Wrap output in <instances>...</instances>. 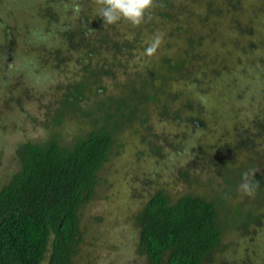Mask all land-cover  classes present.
<instances>
[{"label": "trees", "instance_id": "16d2710c", "mask_svg": "<svg viewBox=\"0 0 264 264\" xmlns=\"http://www.w3.org/2000/svg\"><path fill=\"white\" fill-rule=\"evenodd\" d=\"M244 1L156 0L162 7L153 8L151 18L146 14L141 24L121 20L109 25L100 18L95 0H33V40L26 33L19 34L22 27H16L18 22L9 25L0 20V79L6 82V75H11L14 82L7 93L16 90L27 95L30 84H45L51 80L50 72L60 75L73 59L77 68L72 74H79L73 82L60 84L59 80L55 86L56 91H64L51 124L57 126L75 113L91 121L89 128L66 143L51 132L42 141L24 140L14 148V169L0 184V264H79L81 254L87 264L92 262L86 251L91 240L86 237L81 212L93 197L98 171L116 134L141 127L148 118V102L157 106L162 119L206 128L201 106L193 105L190 95H194L193 88L199 91L201 75L209 70L214 76L217 71L201 52L200 42L209 39L216 51L227 44L222 33L229 29L231 36H236L228 52L253 50L251 35L259 32L264 22V0ZM195 10L200 14L195 16ZM59 17L67 22H59ZM162 26L169 27L168 33H163L166 43L167 38L180 34L185 42L182 52L160 57L144 73L133 72L134 77L121 85L118 94L103 95L101 80L114 78L115 72L128 68L134 50L144 48ZM51 38L59 40L53 50L46 49ZM246 38L249 40L244 41ZM254 60L264 66L263 53ZM24 69L32 76L45 72L42 83L27 80ZM169 81L188 83L183 89L184 100L177 106L168 102L165 93ZM91 94L89 109L78 107L89 101ZM171 95L175 98L177 92ZM260 96L264 99V93ZM253 101L256 105L248 116V127H244L245 122L235 126V144L216 140L202 149L207 180L215 173L223 183L216 192L204 196L190 191L170 199L155 190L134 212L132 251L145 264H237L239 260L263 264L254 253V243L259 247L264 244L260 238L264 239V101ZM149 151L157 153L159 148L152 145ZM238 154L243 158L237 164L226 159ZM211 165L215 171L209 170ZM248 169L256 170L254 179L260 188L250 200L230 202L241 173ZM183 175L187 177L185 172ZM193 176L197 180L196 174ZM228 237L226 245L222 239ZM239 246H244V258L237 255ZM247 254H252L249 260Z\"/></svg>", "mask_w": 264, "mask_h": 264}, {"label": "rangeland", "instance_id": "374dc122", "mask_svg": "<svg viewBox=\"0 0 264 264\" xmlns=\"http://www.w3.org/2000/svg\"><path fill=\"white\" fill-rule=\"evenodd\" d=\"M33 3V0H0L1 23L10 22L11 25L18 22L16 27H22L19 34L23 36L26 33L27 38L33 40L35 38L32 32ZM178 3H182V0H178ZM242 4H245V1ZM198 12L199 10L194 11L195 16L200 14ZM59 22L66 23L67 20L59 17ZM222 23L228 22L222 21ZM168 31V26H162L159 32H155L154 39L159 36L162 43L153 55L145 54L146 47L154 40L149 38L148 46L146 44L137 52L134 50V55L129 58L128 68L115 72L114 78H103L101 83L105 90L102 94H118L121 85L134 77L133 72L144 73L151 62L154 65L162 56H178L185 42L179 34L176 38H167L168 43H166L164 34ZM230 33L232 32L229 29L222 33L224 43L227 44L221 45L216 51V46L211 44L209 39L205 38L200 42L201 52L205 58L209 57L208 59L212 60L214 66L212 68L217 71L214 76L210 75L209 70L201 75L199 86H196L199 91L193 88L194 95H190L192 104L198 103L201 106L200 116L206 120L207 129L201 128L200 125L193 126L190 123L162 119L157 114V106L148 102L146 122L140 124L141 127L136 131L124 129L116 134L108 158L98 171V184L93 197L81 212V221L86 226V237L91 240V246L86 249L91 254L90 264H145L144 260L135 256L132 251L135 237L132 216L147 196L155 190H161L170 199L190 191L211 196L212 191L218 190L223 184L215 173L210 181L207 180L209 175L206 173L204 164L206 159L202 149L216 140L220 143L227 142L229 145L235 144L237 141L235 126L245 122L244 127H248V116L256 105L253 99L256 103L264 101L260 96L264 93V86H260L264 81V66L254 60L261 53L264 55V22L260 31L251 35L255 48L245 53L228 52L236 36L233 34L231 36ZM18 40L20 42L21 38ZM247 40L249 39L246 38L244 41ZM58 42L57 38H51L49 43L46 42V49L53 50ZM41 53L44 56L45 52ZM19 54L23 57L21 53ZM66 65L60 75L57 72H50L51 80L45 84L41 81L45 72L32 76V73L27 72L28 69H24L23 75L27 80L31 83H42V86L37 83V85L30 84L31 90L27 95L16 90L7 93L8 87L14 83L11 75H6V82L0 79V184L14 169L13 151L22 141H42L51 132H55L59 142L66 143L91 125L88 116L77 113L75 116L64 117L57 126L51 124L52 114L59 107V96L64 91L63 89L56 91L55 86L59 80L60 84L73 82L79 74H72L77 68L73 59H69ZM0 72L2 73L1 65ZM187 84L183 81H169L165 93L172 106H177L184 100L186 91L183 89L184 86H188ZM174 91L177 95L172 98L171 93ZM7 94H11V97L8 98ZM91 99L92 94L89 101L84 100V103L78 104V107L83 110L89 109ZM184 110L183 108V112ZM152 145L159 148L157 153L149 151ZM241 158L243 154L226 159H234L237 164ZM209 170L215 171V167L211 165ZM184 172L187 177H184ZM195 174L197 180L193 178ZM238 185L230 202L250 200L253 195L244 197L243 193L237 190ZM260 238L264 240L262 236ZM222 240L226 245L229 244V237ZM242 247L244 246L238 247L237 255L244 258ZM254 250L257 258L262 259L264 264V244L259 247L254 243ZM230 255L234 257V254ZM247 255L249 260L252 254ZM78 263L87 264L82 254ZM238 263L245 264L242 260L237 261Z\"/></svg>", "mask_w": 264, "mask_h": 264}, {"label": "clouds", "instance_id": "9594fccd", "mask_svg": "<svg viewBox=\"0 0 264 264\" xmlns=\"http://www.w3.org/2000/svg\"><path fill=\"white\" fill-rule=\"evenodd\" d=\"M99 6V15L106 24H115L121 20H126L133 25H139L144 22L146 14L151 18V10L158 5L156 0H95ZM161 38L155 37L153 42L145 49L146 55H153ZM255 169H248L241 173V182L237 190L244 195L252 196L259 188V182L254 179Z\"/></svg>", "mask_w": 264, "mask_h": 264}]
</instances>
